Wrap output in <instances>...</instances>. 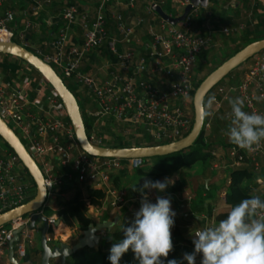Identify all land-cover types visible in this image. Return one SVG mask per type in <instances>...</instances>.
I'll use <instances>...</instances> for the list:
<instances>
[{
  "label": "built area",
  "instance_id": "obj_1",
  "mask_svg": "<svg viewBox=\"0 0 264 264\" xmlns=\"http://www.w3.org/2000/svg\"><path fill=\"white\" fill-rule=\"evenodd\" d=\"M5 1L0 0V6ZM30 1L38 3V0ZM78 1L62 6L52 18L50 25L55 24V28L47 41L46 53L41 51L39 45L30 44L23 38L24 31L34 26L27 19L22 21L16 34L7 27L14 19L11 9L5 8L0 13V41H12L17 35L20 40L18 44L30 47L35 55L53 65L65 79L82 91L84 99L94 105V110L83 108L84 114L93 118L86 136L91 144L105 146L103 140L114 138L113 134L103 135L99 129L106 125L107 119L113 124L111 131L120 128L114 134L121 132L120 135L125 133L134 137L141 129L155 145L162 144L158 143L160 141H174L185 134L191 126L192 112H189L188 104H191L190 92L195 80L192 68L197 55L213 45L217 33L238 35L244 25L225 26L218 31L207 26L201 32L193 31L192 20L197 16L198 9L193 7L183 20L174 25L160 20L159 31H150L148 40L140 43L135 39L143 50L140 54L131 48L118 47L121 42H130L135 33L133 25H139L141 19L137 18L133 25L125 24L116 7L122 5L130 9L135 0H125L123 3L120 0H84L94 4L92 14L86 9L79 12ZM256 1L264 4V0ZM176 2L181 10L176 15L168 14L170 17L179 16L189 0ZM144 12L152 13L149 4L144 7ZM108 19L115 24L116 35L110 33ZM101 48L113 57L109 66L105 64V70L109 67V71L101 77L83 71L81 64L84 57ZM249 59L236 84L227 88L216 85L206 93L207 102L209 98L215 97L210 107L208 103L206 105V112L210 113L208 115L222 110L221 105L233 94L244 99V111L264 114V50ZM22 64L26 65L24 68L29 72L25 73ZM229 112L230 108L222 115L227 122ZM0 118L15 134V130L18 132L23 139L20 141L42 174L46 191L43 207H50L48 202H53L63 194V188L72 189L74 184H88L89 190L99 189L103 193L99 209L92 207L87 196L82 197L89 211L94 208L101 215L110 207L116 212L126 209L134 216L139 210L137 196H126L124 189H116L112 185L111 175L124 165L127 170L140 166L141 159L97 157L81 150L55 91L42 77L32 76L23 61L13 78L5 80L0 74ZM208 124L207 120L204 130L209 128ZM211 155L217 153L212 151ZM226 155L230 160L229 166H242L245 157L252 169H263L264 173V140L255 146L254 151L243 150L235 145L228 149ZM121 160H124V165ZM30 182L17 157L7 151L0 141V213L32 198L35 190L30 194ZM189 198L187 196L186 201ZM131 203L136 204L134 206ZM43 207L36 213L43 215ZM188 215L187 211L182 212L183 217ZM29 216H18L0 225V264H11L7 259V243L16 229L20 230L18 240L13 243V257L17 262L24 257V242L30 239L34 230V227H27ZM45 217L48 228L53 231L55 223L60 220L54 213ZM198 218L201 221L193 232L216 223L212 219L208 221L202 214Z\"/></svg>",
  "mask_w": 264,
  "mask_h": 264
},
{
  "label": "trees",
  "instance_id": "obj_2",
  "mask_svg": "<svg viewBox=\"0 0 264 264\" xmlns=\"http://www.w3.org/2000/svg\"><path fill=\"white\" fill-rule=\"evenodd\" d=\"M19 1H21V0H19ZM163 1H164V3L159 4V6L163 10L167 11L169 0H163ZM247 1H249V0H246V2ZM214 2H215V0H214ZM243 2H244V7L249 8L248 5H250V2H248V5L246 4L245 0ZM69 3H73V0H70ZM155 3L158 4V1L155 0ZM14 4H15L14 0L5 1L0 6V13L5 8L15 10ZM258 7L260 10H264V4L254 0L252 12L255 13L256 10L258 9ZM21 8H24V7H21ZM203 9L204 8H199V10H198L199 13H197V16L192 20V25H194V23H195V26H196V24L201 23L205 19V15H203L201 13ZM23 16H25L24 18H28L32 22L37 23L38 26L41 28V30L44 32L43 40H45V41L49 40V38H50L49 31L54 30L55 24H53L49 27L41 25V22L38 20V17L33 16L31 12H29L27 14H23ZM20 18H22V16L16 20L14 18L11 23H14V24L17 23L18 24ZM261 18L259 17V19L255 23L246 21L245 26L240 31V33L236 36V38L234 36L229 37V41H230L229 44H231V47H232L231 49H233L232 53L230 55H232L233 53H235L236 51H238L239 49H241L242 47H244L248 43H251L253 41L264 38V20ZM108 25H111L113 27L112 21L107 20V26ZM7 27L10 28L9 26H7ZM13 27L14 28L11 27L10 29L12 31H14L15 34H16V31H18L21 28V26H13ZM32 34H33L32 30L27 29L23 33V38H26L28 41H30L31 39L33 40L34 37ZM15 36H17V35H15ZM225 36H227V35H225ZM17 39H18V41L14 40V39H12V41L19 43L20 40H19V38H17ZM25 48L33 52V50L30 47L26 46ZM101 49L104 50V48H101ZM206 50H203L198 54V55H201V58L204 61V65H205L204 69L206 70V72L204 73V75L201 78L194 80L193 90L190 92L191 96L193 94L194 89L197 87L198 83L209 72H211L221 62H223L225 59H227L230 56V55H228V56H225L224 58H216L217 62L214 59H212V62L210 64L209 61L207 60L206 52H204ZM105 51L106 50H104V52ZM106 53H108V52H106ZM0 56L2 57L0 59V73L2 75V78L5 80L13 78L16 74V71L20 68L21 61L17 62L18 59L14 58L12 56H9V55H5V54H0ZM107 57L111 61H113V57L111 54L108 53ZM10 59H13V61H11ZM214 63H216V64H214ZM28 67L30 69V73L32 76L41 77L33 68H31L30 66H28ZM51 67L59 75V77L63 81L64 85L73 94V96L75 97L76 102H77V95L75 94V91H73L74 87L72 88L70 86V84L67 83L64 78H62V76L59 74V71L56 70L55 67H53V65H51ZM236 70H237V67L235 69L231 70L226 76L231 77V75L233 73L235 74ZM237 81H235V82H237ZM78 97H79V95H78ZM79 100L83 104V107H79V106L78 107L80 110V114H81V118H82V122H83V126H84V131H85V134L87 136L88 132H89V128L92 124L93 118L84 114V112H83V108L85 106L84 102H83L84 99L82 97H79ZM191 112H192V109H191ZM66 120L68 121L67 118H66ZM107 120H108L107 123L109 125L110 124L113 125L110 119H107ZM207 120H208V118L206 117V115H204L202 126H201V129H200L197 137L192 142V144L189 147H187L186 149H183V150H180L177 152H173V153H170L167 155H163V156L152 157V158H154V161L151 165H147L148 167H144L146 165V162H144V159H141V165L133 169L134 178L141 177V179L139 181H137V178L134 179L137 182L136 183L137 188H139L141 186L144 179H149V180H153V181H155V180L163 181L166 177H168L169 182L173 181V183L170 184L164 192H166L168 194H175V193H180L185 186L189 185L191 179L194 180V178H193L194 176L192 175L191 171L187 170L188 165H190L192 163L193 164L194 163L199 164V168H198V170H196L195 176H198V177L204 176L202 179L201 190L205 194L203 197L201 195H198V194H195V195L193 194L186 203L181 204V205L186 204L188 209H189V212H191V213H190V215H188V217L182 216L181 217L183 219L182 221L174 217L175 223H174L173 228L171 229L172 238H175L176 245L179 246V248L181 249L180 254L182 256H179L176 259L177 261L180 262V264H187V261L183 260V254L184 253H192L193 252L192 248L194 249V245L192 243V237L190 235V233L193 232L192 231L193 229L192 228L189 229V228H187V226L189 225V222H193V223L197 224L201 221V220L199 221L198 215L201 213V211H203V208H205L204 211H205V216H206L207 220L210 221L212 219L213 222L217 223L219 220L224 219L229 208L231 206H233L234 204H236L237 202H239L242 198H250L252 195H258V196H260V198L262 200L264 198L261 193L256 192L254 189V184H255L256 179L259 178L261 176V174H263V173L261 171H256V170L252 169L248 159H246L244 157L243 160L245 163L242 166L227 169L226 190H224L223 194H221L220 192L218 193V196L222 200V202H224L225 204L228 205V209H226L225 211H220L218 213L212 214L213 209L210 205H212V202L215 200V197H214V195H212V192H214V191L216 192L217 190L216 189H214V191H213V189L210 190L209 183H204V180H208L211 176V171H210L211 167H209V165H208L209 160H211V158H212L211 152L214 150L220 149V151H222L223 154L226 155L228 149L231 146H235V145L231 144L229 142V140H225L219 135V132L226 131V129H227V124H226L227 122L223 119V117H221V115H220V117H218V115L212 116V119L209 122L210 123L209 132L207 133V135H204L205 134L204 133V124L207 122ZM191 122H192V119H191ZM105 126L108 127V125H105ZM99 129L102 131L101 133L103 135L104 134L105 135L107 134L108 136H110L112 134L114 135V138H112V139H110V137H108L107 140L106 139L103 140L105 146L126 147V146H151V145L156 144L154 142H150L148 140L149 138L145 139V137L143 136L142 138H143L144 142L142 145H138L135 143H134V145H131L132 143L129 142V140L122 139L120 134H114L113 132H111V130L105 129L104 126L99 127ZM185 134L181 135L178 138L183 137ZM0 141L2 143V146L7 151L13 153L12 150L1 139H0ZM168 142H170V141L166 140L163 143H168ZM121 162H123V165H124V160H121ZM124 166L122 168L118 169L115 173H113L111 175L112 185L116 189H121V187H122V185L120 183V178L123 177L125 175L124 174L125 171H127L126 167H124ZM23 169H24V167H23ZM24 171L26 172L25 169H24ZM26 175L28 176L29 180L31 181V183L33 185V182H32V180H31V178L27 172H26ZM69 189H70V187H65L61 190V192H66ZM145 191H147V190H145ZM210 191H212V192H210ZM159 193L160 192H158L156 190H152L149 193V195L154 197V195L159 194ZM130 194L131 193H129V195ZM81 196H82L81 191L76 190L74 192L73 197L70 200L60 201L56 198L51 207H43L42 213L45 216L50 215L54 211L53 209L55 208V206H57L59 204L58 207L55 209V211H56L58 216L62 217L63 222L69 226L70 224L68 223V220H70V221L72 220L74 223H76V225L79 228H81L83 230L86 228L87 224L89 222H91V220L86 215L87 208L84 205V202H83ZM102 197H103V193L99 189H90L88 191V194H87V198H88L90 204L95 209H99L101 207ZM107 210H109V209H107ZM116 217L118 218V213H117ZM103 218L104 219L107 218L106 213L103 215ZM133 220L134 219H129V220H126L125 222H123L119 226L113 225V226H111L110 229H104L106 231L105 245L103 247H100L97 245V249H96L97 255H95L92 259L86 260L85 250H88V248H82V249L77 250L75 253L71 254L70 257H68V262L66 264H110V261L108 260V256L110 254L111 246L114 243L118 242L119 240L123 239V232L121 231V226L122 225L129 226ZM61 226H63V225H61ZM183 227H185L186 229ZM49 232H50V229L48 228L46 235ZM58 242H59L58 240L55 241V244H57ZM38 253H40V250L38 251ZM174 254H175V251H173L172 253H169V256L167 258L162 257L161 258L162 264H167V261L172 259ZM22 259H23V261H26L28 259V254L26 252H25V255ZM119 264H138V262L134 259V254L131 251V249H129L126 253H124L122 255V257L119 261ZM195 264H200L198 256H196Z\"/></svg>",
  "mask_w": 264,
  "mask_h": 264
},
{
  "label": "clouds",
  "instance_id": "obj_3",
  "mask_svg": "<svg viewBox=\"0 0 264 264\" xmlns=\"http://www.w3.org/2000/svg\"><path fill=\"white\" fill-rule=\"evenodd\" d=\"M214 101V96L209 98L208 106ZM228 103L229 123L224 135L240 149L254 151L264 140V114L244 111L245 102L240 97L230 98ZM136 183L131 189L140 193V207L132 223L121 226L123 239L111 246L110 264H119L129 249L138 264H162L161 258H167L173 250L171 229L176 213L171 198L156 196L155 203L149 200L152 190L164 192L173 181L169 182L168 177L163 181L144 179L139 188ZM190 235L194 249L183 254L187 264H195L197 254L201 256L200 264H264V200L258 195L242 198L229 208L224 219ZM167 264L180 262L170 259Z\"/></svg>",
  "mask_w": 264,
  "mask_h": 264
},
{
  "label": "water",
  "instance_id": "obj_4",
  "mask_svg": "<svg viewBox=\"0 0 264 264\" xmlns=\"http://www.w3.org/2000/svg\"><path fill=\"white\" fill-rule=\"evenodd\" d=\"M207 0H189V3L183 8L181 14L177 17H170L158 5L152 4L151 9L165 22L174 25L183 20L185 15L193 7L204 8ZM264 49V38L248 43L227 59L221 62L216 68L209 72L194 89L191 96L192 122L189 131L181 138L168 143H162L151 146H126L109 147L96 146L91 144L85 134L84 126L79 107L73 94L64 85L59 75L48 63L32 51L26 49L14 41H0V53L17 58L28 66L33 68L55 91L66 114V118L71 125L75 141L79 148L91 156L117 159L130 158H151L163 156L177 152L189 147L197 137L204 118L203 98L206 93L217 84V82L227 75L231 70L244 63L254 54ZM0 139L12 150L21 165L24 167L34 184V195L25 203L12 209L0 213V225L5 224L18 216L30 214L27 227L32 229L36 221L41 222L39 233V261L38 264H54L52 260L57 259L60 264L65 263V259L71 254L82 248H91L99 243L100 236L98 231L109 229L114 223L113 220H101L89 222L72 244L59 241L57 244H47L48 225L46 217L36 213L43 207L46 197V191L43 184V178L36 163L25 149L24 145L13 132V130L0 118ZM63 221L62 217H58ZM20 229L12 231V237L7 243V259L11 264H18L13 257V243L18 240Z\"/></svg>",
  "mask_w": 264,
  "mask_h": 264
},
{
  "label": "crops",
  "instance_id": "obj_5",
  "mask_svg": "<svg viewBox=\"0 0 264 264\" xmlns=\"http://www.w3.org/2000/svg\"><path fill=\"white\" fill-rule=\"evenodd\" d=\"M21 1L14 0L15 10H13V11H14L15 20L21 16H22V18L19 19L18 24L17 23L16 24L9 23L8 26L10 28L11 27L14 28L13 26H21L22 21L24 19H27L28 21H30L32 23V25H34L31 28L32 33H33L32 35H33L34 39L33 40L31 39L30 41H28L27 39L26 40L30 44L37 42L38 44H36V45H39L41 51L46 53L48 51V47H47V41L48 40L47 41L43 40L44 32L41 30V28L38 26L37 23L32 22L28 18H24L25 16H23V14H27V13L31 12L33 16L38 17V20L41 22V25L49 27V26H51L50 23L52 22V18L55 15H57L60 8L64 5L68 4L70 0H38V3H32L30 0H21ZM112 1H114V0H112ZM120 1H122V3H123L125 0H120ZM156 1H158V4L155 3V0H135L133 7L130 9L125 8V6H122V5L116 7V9L118 8L119 13L121 14V17H122L121 19L123 20V23H125V24L133 25L134 21L137 18L141 19V23L139 25H133L134 31H135V33H133L134 37L133 38L131 37L129 43H123V42L119 43V45H118L119 48H131L132 50H134L137 53H140V54L143 53V50L141 49L139 42L141 43L143 41L148 40L150 31L151 32L159 31V21L162 20L153 10H152V13H150V14L144 12V7L147 4H149L151 7L152 4H156L159 6V4L164 3L163 0H156ZM213 1L214 0H207L206 6L204 7V9L201 12L203 15H205V19L201 23L196 24V26L194 23L193 31L201 32L203 30H206L207 26H211L213 29H216L218 31L222 27L236 26L240 23H242L245 26L246 21L255 23L259 19V17L260 18L262 17L261 19L264 20V10H260L258 7V9L256 10L255 13L252 12L254 0H249L247 2L245 0L247 5H248V2H250V5H248L249 8L244 7V2H243L244 0H218V1L215 0V2L212 3ZM73 3L74 4L76 3L75 0H73ZM21 7H24V8H21ZM178 7L179 6H178L176 0H169L168 1V10L167 11L164 10V11L166 12L167 15L168 14L176 15L181 10ZM77 8H78L79 12H82L86 9V10L90 11V14H92V12L94 10V4L88 3L84 0H82V1L79 0ZM199 8L200 7H198V9H197V13H199V11H198ZM108 20L112 21L111 19H108ZM108 29H109L111 34H113V35L117 34L114 23H113V27L111 25H108ZM75 32L77 33V31H75ZM75 32H74V34H75ZM50 33H51V31H49V35H50ZM229 35L230 36H227L225 38V40L223 39V41L219 42L218 40H216L215 43H213V45L210 48H212V47L217 48V47H223V46L231 45V44H229V42H230L229 37L234 36L236 38L237 35H234V34H229ZM219 36H222V35H219ZM135 39H138L139 42L137 43V41ZM214 40H215V38H214ZM104 50L100 49L98 52L95 51L94 53H89L88 55H86L83 59L82 64H81V69L83 71H88L92 74H96L100 77L105 76V73H107L109 71V67H108L107 71L105 70V64H108V66H109V64H111L112 61L108 57L105 58ZM1 58L2 57L0 56V59ZM73 87H74L73 88L74 91L79 95V97H82L84 99L82 91L77 89L75 86H73ZM230 98H236V96L233 94V95H231V97H229V99ZM228 100L226 101V104L224 102V104L228 106V107L226 106L227 109L230 108ZM83 102L85 105L84 108L86 107L89 110H94V105L92 103H90L88 100L84 99ZM222 111L223 110H221V114H222ZM107 122H108V120H106V125H108V127L104 125V128L108 129V130H112V129H109L112 127V125L111 124L109 125ZM226 124L228 125V122ZM142 132L143 131L141 129H139L136 132V134L134 136L136 141H133V142L129 141L132 143L131 145H134V143L138 144V145L143 144L144 141L142 138L143 137ZM224 132L225 131L219 132V135L222 138H224ZM125 138H127V137L122 136V139H125ZM217 150H220V149H217ZM151 162L153 163V159L151 160ZM261 172L263 173V171H261ZM263 175H264V173H263ZM263 182H264V179L262 178V176L257 178L255 181V184H254V189L257 188V184H258V186H260ZM204 183H206V180H204ZM79 185H83V184H79ZM79 185H77V186H79ZM121 185H122L121 189L129 190V191L131 190L132 186H128V188L124 187L125 185H123V182L121 183ZM189 185H193V183L190 181ZM226 185H227V182H226ZM185 187L182 189V191L180 193L168 194L166 192H160L159 194L154 195V197L149 195V200H150V202L155 203L156 196L170 197L172 210L176 213V216L178 217L177 219L182 221L183 219L180 217L181 212L179 211V206H181L182 203H186L187 202L186 197L190 195V194L187 195V192L185 191ZM212 187H213V185L209 184L210 190L213 189ZM224 190H226L225 187H223V189L218 190V191L223 192ZM62 193L63 194H61L60 196L57 197V199L60 201L63 200L62 197L64 195L70 194V192H68V190L66 192H62ZM130 193L132 195H136L138 202H140L141 196H140V193L138 191H136L135 194H133L132 191H130ZM183 194H185V195H183ZM203 196L204 195L202 194V197ZM263 196H264V194H263ZM53 202H50V203L48 202V204H50L52 206ZM129 204L130 203H128V205ZM135 204L136 203H131V205H134V206H135ZM124 212H126V209H123V210H120V212L114 213V214L118 213L119 217L117 218V220L120 221V219H121L120 216L125 215ZM104 213H106L108 218H111L110 217L111 216L110 214L112 213L111 211H108V212L105 211ZM37 222L38 221H36L34 224V230L31 232V238H30L31 241H29L30 243L28 245V250H30L32 255L30 257H28V259L26 261H22V263L18 260V264H38L39 253L36 249V245H38V242H39V233H40V228H41V222L39 221L40 227L38 229L36 228ZM198 224L199 223H197L196 225H198ZM55 225H56V227H54L53 231H51V229L49 228L50 232L48 234H50L51 237H48V235H47V241L50 240L51 242H54V241L58 240V241H63V242L68 243V244H72L73 242H70V240L72 239L73 231H69L68 225H66L63 221L57 222V223H55ZM61 225H63L64 227ZM183 228H185V227H183ZM195 228H197V226ZM78 236H80V234ZM37 259H38V261H37ZM52 261L54 264H56V262L58 260L55 259ZM66 262H68V258L65 259V263Z\"/></svg>",
  "mask_w": 264,
  "mask_h": 264
},
{
  "label": "rangeland",
  "instance_id": "obj_6",
  "mask_svg": "<svg viewBox=\"0 0 264 264\" xmlns=\"http://www.w3.org/2000/svg\"><path fill=\"white\" fill-rule=\"evenodd\" d=\"M212 3H214V1L212 2ZM31 29V28H30ZM37 34V33H36ZM38 35V34H37ZM219 35H222V36H219ZM227 36H230V35H227ZM227 36H225V35H223V34H219V33H217V35L215 36V40H214V43H215V41L216 40H218L219 42L220 41H223V39L225 40V38L227 37ZM18 37L17 36H14L13 37V39L14 40H17L18 41V39H17ZM35 43V44H34ZM33 44L34 45H36V44H38L37 42H34ZM32 44V43H31ZM232 47H231V45H228V46H223V47H217V48H215V47H212V48H209L208 50H206V51H204V52H206V56H207V60L209 61V63L211 64V62H212V59H214L215 61H216V58H224L225 56H228V55H230L231 53H232V50L233 49H231ZM264 50V49H263ZM263 50H261V51H263ZM107 51H105V58H107V56H108V53H106ZM1 54V53H0ZM18 61H21V60H18ZM22 62V61H21ZM217 62V61H216ZM249 62H250V59H248V60H246L244 63H242V64H240L238 67H237V70H236V72H235V74L233 73L232 75H231V77H228V76H224L223 78H221L218 82H217V84L216 85H223L225 88H227L229 85H231V84H236V82L235 81H237L241 76H242V74H243V71H244V69L246 68V66L249 64ZM214 64H216V63H214ZM22 66V68H23V70L25 71V73H27V72H29V70H26L24 67L26 66V65H24V64H22L21 65ZM54 67V66H53ZM205 68V65H204V61H203V59L201 58V55H198L197 57H196V61H195V64H194V67L192 68V74H193V76H194V78H193V80L194 79H199V78H201L203 75H204V73L206 72V70L204 69ZM56 69V68H55ZM57 70V69H56ZM60 74V73H59ZM61 75V74H60ZM62 76V75H61ZM238 79H237V78ZM62 78H64L63 76H62ZM65 79V78H64ZM65 81L67 82V83H69L70 84V86L73 88V85L71 84V82L69 81V80H67V79H65ZM215 85V86H216ZM213 88H214V86H213ZM73 91H74V89H73ZM75 94L77 95V104H78V106L79 107H83V104L81 103V101L79 100V97H78V94L75 92ZM207 99H208V97L205 95L204 96V98H203V110H204V115H205V112H206V108H207ZM224 104V103H223ZM221 105V109L223 110L222 111V114H221V111H216L215 113H213L211 116L210 115H206V117L208 118V121L210 122V120L212 119V116L213 115H218V117H220V115H221V117H222V115H223V113L227 110V105H225L226 104V102H225V104L224 105ZM227 106V107H226ZM188 109L190 110L189 112L191 113V109H192V107H191V104L189 103L188 104ZM227 122V121H226ZM229 123V122H228ZM8 124L9 125H11L10 124V122H8ZM209 125V128H207V129H205L204 130V135H207V133L209 132V129H210V123L208 124ZM120 128L118 127V128H115L113 131H111V132H113V133H116L117 132V130H119ZM15 132H16V134L19 136V134H18V132L15 130ZM121 132H119V134H120ZM143 133V136L145 137V139H148L149 137H148V135L146 134V133H144V132H142ZM121 135H125V136H123V137H127V138H125L126 140H129V141H136V139L133 137V136H131V135H127V134H125V133H122ZM122 137V136H121ZM19 138H20V140L21 141H23V139L21 138V136H19ZM223 139H225V140H228V138L224 135V138ZM150 142H152L150 139H148ZM164 141H160V142H158V143H163ZM214 152H216L217 153V155H215V156H212L211 155V160H209V162H208V165H209V167H212V165H216L215 167H212L211 169H210V171H211V176H210V178L208 179V180H206V183H209L210 185L212 184L213 185V191H214V189H216L217 191L215 192H212V191H210V192H212V195H214V197H215V200L212 202V205H210L211 207H212V214H215V213H218V212H220V211H225L226 209H228V205L227 204H225L224 202H222V200L219 198V196H218V193H219V191L218 190H221V189H223V187H225L226 188V182H227V169H231V168H233V166H229V164H230V160H229V157L227 156V155H224L223 154V152L222 151H220V150H214ZM144 159V162H146V165L144 166V167H148L147 165H151L152 164V162H151V160L153 159V161H154V158H143ZM198 168H199V164H197V163H192V164H190V165H188V167H187V170H189V171H191V173H192V175L194 176L193 178H194V180L193 179H191L190 181L193 183V185H187L186 187H185V191L187 192V195H189L190 197L194 194H198V195H201L202 196V194L204 195L205 193L201 190V187H202V179H203V177L204 176H195V174H196V170H198ZM209 169V168H208ZM258 171H263V169H259ZM125 175L123 176V177H121L120 178V183H122L123 182V185H125L124 187H127L128 188V186H132L133 185V181H135L134 179V171H133V169H131V170H127V171H125V173H124ZM261 176H262V178L264 179V175L263 174H261ZM133 178V179H132ZM137 178V181H139L140 179H141V177H136ZM31 183V182H30ZM132 184V185H131ZM33 185H31V189H30V194H32V192H33ZM76 190H80L81 191V194H82V196L81 197H86L87 196V194H88V191H89V187H88V184H83V185H79V186H77V184H74V186L72 187V189H69L68 190V192H70V194H66V195H64L62 198H63V200L64 201H67V200H70L72 197H73V195H74V192L76 191ZM212 190V189H211ZM128 191V192H127ZM130 191H132L134 194H135V191H133L132 189L130 190ZM130 191L129 190H125V192H126V196H129V193H130ZM255 191L256 192H258V193H261L262 195L264 194V182L260 185V186H258V184H257V188L255 189ZM220 193H221V191H220ZM183 195H185V194H183ZM59 205V204H58ZM58 205L57 206H55V208L53 209L54 211L52 212V213H54V214H56L57 215V213H56V211H55V209L58 207ZM107 209H109V210H107ZM204 209L205 208H203V211H201V213L200 214H202V215H205V211H204ZM106 212H108V211H111L112 213L110 214L111 216V218H103V215L105 214V213H102L101 215H98L97 214V210H95L94 208H92V210H86V215L90 218V220H91V222H97V221H101V220H113L114 218L116 219L115 220V223L113 224V225H121L123 222H125L126 220H129V219H134V216H131L127 211L126 212H124V216L122 217V216H120V218L122 219H120V221L119 220H117V217H116V215H117V213L116 214H114L116 211H115V209H111L110 207H107L106 209ZM179 211L181 212V214H180V217H182V212H184V211H187L188 213H189V215H190V213L191 212H189V209H188V207H187V205L186 204H183V205H181V206H179ZM199 214V215H200ZM57 217H59L58 215H57ZM119 217V216H118ZM175 218H178L176 215H175ZM125 219V220H124ZM39 223V224H38ZM68 223L70 224L68 227H69V231H73V235H72V239L70 240V242H74L75 241V239L78 237V235L81 233V231H82V229L81 228H79L77 225H76V223H74L72 220L70 221V220H68ZM112 225V226H113ZM196 226H199V224L198 225H196L195 223H193V222H189V225L187 226V228H192V229H194ZM40 227V222L38 221L37 222V225H36V228L38 229ZM111 228V227H110ZM109 228V229H110ZM48 230V229H47ZM98 234H99V236H100V239H99V243L97 244L98 246H100V247H103L104 245H105V234H106V231L105 230H101V231H98L97 232ZM48 235V237H51V235L50 234H47ZM31 238V237H30ZM29 241H31V239H27L25 242H24V247H25V251H26V253L28 254V257H30L32 254H31V252H30V250H28V245H29ZM172 243H173V250H172V252L173 251H175V254H174V256L172 257V259H177L179 256H182L181 254H180V248H179V246H177L176 245V242H175V238H172ZM47 244H49V245H52V244H55V241L54 242H51L50 240L49 241H47ZM97 245H95V246H93V247H91V248H88V250H85V258H86V260H90V259H92L95 255H97L96 254V249H97ZM36 249H37V251H39L40 250V246H39V242H38V245H36ZM191 250V249H190ZM192 251H193V248H192ZM172 252H170V253H172ZM197 256H198V258H199V260H201V256L199 255V254H197ZM19 261L22 263V261H23V259H19ZM37 261H38V259H37ZM67 263V262H66ZM65 263V264H66ZM56 264H60L58 261L56 262Z\"/></svg>",
  "mask_w": 264,
  "mask_h": 264
}]
</instances>
